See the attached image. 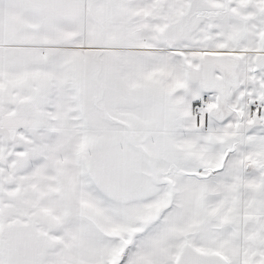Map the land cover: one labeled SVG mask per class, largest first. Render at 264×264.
<instances>
[{
	"label": "snow or ice",
	"instance_id": "snow-or-ice-1",
	"mask_svg": "<svg viewBox=\"0 0 264 264\" xmlns=\"http://www.w3.org/2000/svg\"><path fill=\"white\" fill-rule=\"evenodd\" d=\"M0 264H264V0H0Z\"/></svg>",
	"mask_w": 264,
	"mask_h": 264
}]
</instances>
